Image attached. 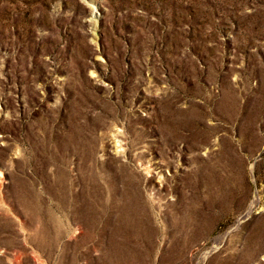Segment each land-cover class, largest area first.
Instances as JSON below:
<instances>
[{
	"label": "rangeland",
	"instance_id": "374dc122",
	"mask_svg": "<svg viewBox=\"0 0 264 264\" xmlns=\"http://www.w3.org/2000/svg\"><path fill=\"white\" fill-rule=\"evenodd\" d=\"M0 264H264V0H0Z\"/></svg>",
	"mask_w": 264,
	"mask_h": 264
}]
</instances>
